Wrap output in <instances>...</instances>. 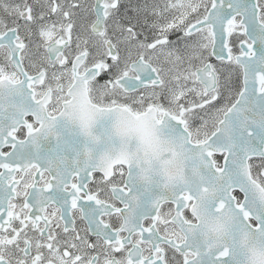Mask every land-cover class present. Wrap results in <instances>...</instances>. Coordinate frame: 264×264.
I'll use <instances>...</instances> for the list:
<instances>
[{"label":"snow or ice","instance_id":"obj_1","mask_svg":"<svg viewBox=\"0 0 264 264\" xmlns=\"http://www.w3.org/2000/svg\"><path fill=\"white\" fill-rule=\"evenodd\" d=\"M0 264H264V0H0Z\"/></svg>","mask_w":264,"mask_h":264}]
</instances>
